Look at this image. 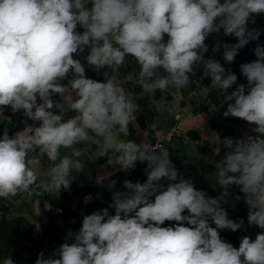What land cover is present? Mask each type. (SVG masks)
I'll return each instance as SVG.
<instances>
[{"label": "clouds", "instance_id": "clouds-1", "mask_svg": "<svg viewBox=\"0 0 264 264\" xmlns=\"http://www.w3.org/2000/svg\"><path fill=\"white\" fill-rule=\"evenodd\" d=\"M259 14L264 0H0V118L7 119L4 108L10 107L39 122L0 137V198L36 187L48 194L69 189L74 170L84 167L78 144L96 145L99 157L120 171L147 165L144 182L125 180L126 190L113 192L114 214L104 208L85 215L79 230L65 237L72 243H63L55 258L39 253L35 264H264V231L254 239L245 235L238 248L218 231L244 225L222 207L234 185L244 194L248 225L264 230V46L257 44L256 59L240 65L246 84L237 85V75L219 60L205 59L207 38L223 30L237 42L213 51L222 48V59L233 63L240 49L259 40L261 31L249 28ZM85 49L98 75L110 70L103 72L105 82L87 78L85 64L74 58ZM127 57L139 66L141 96L184 89L203 65L211 87L228 102L224 117L253 125L254 134L243 138L217 136L227 149L215 166L219 197L209 198L185 179L161 143L124 139L130 124L139 131L140 111L119 84ZM69 112L75 114L66 117ZM61 148L71 151L61 156ZM45 157L52 164L40 179L36 168ZM110 175H98L97 184ZM92 199L84 197L85 203ZM166 221L175 224L163 226ZM2 264L14 261L7 256Z\"/></svg>", "mask_w": 264, "mask_h": 264}, {"label": "trees", "instance_id": "trees-1", "mask_svg": "<svg viewBox=\"0 0 264 264\" xmlns=\"http://www.w3.org/2000/svg\"><path fill=\"white\" fill-rule=\"evenodd\" d=\"M264 21V20H262ZM249 28H256L261 31L259 40L250 41L244 48L240 49L235 61L231 64L226 63L222 59L223 49L220 48L218 51H213L216 46H220L221 43H236L237 38L234 36H224L223 30L220 33L211 34L206 43L208 45V52L205 53V59L213 58L219 60L221 64L224 65L226 71L231 70L234 72L238 79L237 85L244 83L246 84V78L242 75L240 71V65L243 63L252 62L256 59L254 54V49L257 44L264 46V29L249 26ZM79 31L83 29L78 28ZM167 36H165V40ZM89 54V49H85L83 52L84 64L86 67V76L101 82L105 77L103 76L104 71H110L107 68L101 69L98 75L93 69H91L85 60V57ZM163 72V70H161ZM139 66L131 58L127 57L125 66L120 69L119 74V84L126 90L133 93V97L136 103L140 106V111L136 113V121L140 126L145 127L150 124L154 117L158 114V109L155 101L162 98V92L157 90L154 95L151 96H141L140 93L142 89L140 86L136 85L135 81L138 78ZM201 83L206 87V93L200 102L195 106V110H207L209 105H215L219 108V119L212 121V127L217 131L220 140L222 141L225 137H232L234 139L243 138L246 135L254 134L252 132L243 134L240 131V126L245 122L242 119L234 117H224L223 112L227 108L226 101L223 100L218 89L211 87L210 77L204 76L203 65L196 69L194 74L191 75V82L186 86L191 88L196 85V83ZM236 85L229 92L235 90ZM188 88L184 90L183 95L188 93ZM55 101L57 96L52 97ZM169 98V96H167ZM59 114L58 110H54ZM4 112L9 117L12 123V128L7 132L9 136H13L18 133L21 129L26 128L29 121L32 122L31 126H39V122L32 121L31 119L25 117L22 112L13 113L10 107H5ZM75 113H66V117L72 116ZM4 130L0 131V136L4 134ZM185 135L190 140H196L198 137V132L195 129H188ZM227 149L223 148L220 144V153L217 155L212 148L203 146L201 148L202 154L207 159H202L200 161V174L198 175L200 184L202 187H195L197 190H203L209 198H216L221 195L222 189L217 188H203L207 185L206 176L216 169V163L223 157L224 152ZM125 180L117 178L114 181L116 185L112 188L115 191H125L123 182ZM133 182V181H132ZM166 183V182H165ZM109 195V205L104 204L100 198L97 199L98 192L95 190L94 184H89L85 182H80L75 184L73 181L69 189H64L63 187L58 193L50 194L49 203L50 209L57 213L58 218V228L54 227H44L43 231L38 235H33L32 233V222L23 215H16L9 217V205L0 206L3 208V215H0V264H2L3 259L10 256L14 261V264H35L38 254L43 252L45 257L55 258L60 246L67 242L72 243V240H66L67 235L66 230L75 229L77 226L81 227L82 220L85 215H90L97 210H102L108 208L110 214H114V209L109 207L112 204V194ZM33 194L32 196H34ZM92 196L93 199L88 203H85L84 197ZM39 196V195H38ZM41 197V196H39ZM154 199V198H153ZM222 207L228 212V217L234 221H239L241 218L244 220V225L241 229L236 232L230 229L218 230L222 240L231 243L234 247H239L240 240L246 235L244 232V226L248 224L247 215L248 207L244 201V194L240 191L238 186H231L226 197V201L222 203ZM185 214H187L185 212ZM175 222H165L163 226H172ZM187 226V225H185ZM214 227V225H212Z\"/></svg>", "mask_w": 264, "mask_h": 264}, {"label": "rangeland", "instance_id": "rangeland-1", "mask_svg": "<svg viewBox=\"0 0 264 264\" xmlns=\"http://www.w3.org/2000/svg\"><path fill=\"white\" fill-rule=\"evenodd\" d=\"M264 14H259L250 18L249 26L264 29ZM80 60L83 62V53H79ZM105 82V78L101 81ZM184 89H179L170 86L164 92H162V98L155 101L158 109V114L155 118V123L153 129L155 133L166 132L169 126H175L179 134L175 136L171 141L165 143L164 147H167L170 153V158L179 170L183 174L185 179H190L195 187H202L198 178L200 174V161L202 159H207L201 152L203 146L212 148L216 152V148H220V144L216 143L217 136L219 137L217 131L212 127V121L219 119V108L215 105H209L207 110H195V106L200 102V99L204 97L206 93V87L201 83H196L195 86L188 88V93L183 95ZM169 96V98H167ZM4 116L7 119L0 118V131H8L12 128V123L9 117L4 112ZM161 129H160V124ZM32 122L29 121L28 126H31ZM138 125L137 130L133 125H129L130 135L124 137L126 140H132L137 143L148 142V128H143ZM27 126V127H28ZM240 131L243 134L252 132L251 129L253 125L248 124L246 121L240 126ZM25 128L21 129L19 132L23 131ZM188 129H195L198 132V137L196 140H190L186 137L185 132ZM27 134V132H24ZM146 134V135H145ZM2 137V136H0ZM83 152L80 157L84 167L80 172L74 170L73 176L75 184L87 182L89 184H94L95 190L101 197L100 200L109 205V195L113 189L109 190L108 184L115 178L122 177L123 179H131L135 182H144L146 180V173L144 169L146 168V162H137L135 169L128 171H120L117 168H113L107 165L106 157L100 158L96 152L97 146L94 144L90 145L88 143L78 144ZM70 149L61 148V156L66 155L70 152ZM38 154V150L37 153ZM34 154V155H35ZM52 162L48 161L46 157L43 159L41 165L36 168L37 175L40 179L47 176L48 168L51 166ZM105 173H111L108 180H105L103 184H97V176L103 175ZM207 180V185L203 188H217V173L216 169L214 172L208 174L205 178ZM39 183V180L37 181ZM104 187V188H102ZM33 194H27L24 192L18 193L15 197H10L8 199L0 198V206L9 205L8 216L23 215L27 217L33 225L32 233L33 235H38L43 231L44 227H54L58 228V218L57 213L50 209L49 196L50 194L44 193L38 187L34 188L31 192ZM41 197H39V196ZM3 208L0 207V215H3ZM79 226L71 231L77 232ZM244 232L247 236L252 239L255 238L258 232L264 231L259 229L257 226H249L248 224L244 226ZM69 230H66L68 233Z\"/></svg>", "mask_w": 264, "mask_h": 264}, {"label": "built area", "instance_id": "built-area-1", "mask_svg": "<svg viewBox=\"0 0 264 264\" xmlns=\"http://www.w3.org/2000/svg\"><path fill=\"white\" fill-rule=\"evenodd\" d=\"M178 134H179L178 129L172 125L171 127H169V129L166 132L162 133L158 137H156L154 134L150 135L148 138V143L153 144V145L156 143H161L164 146L165 143L171 141ZM34 193L35 192L33 191V192H30L29 194L31 195Z\"/></svg>", "mask_w": 264, "mask_h": 264}, {"label": "crops", "instance_id": "crops-1", "mask_svg": "<svg viewBox=\"0 0 264 264\" xmlns=\"http://www.w3.org/2000/svg\"><path fill=\"white\" fill-rule=\"evenodd\" d=\"M80 54L78 53V54H76L75 56H74V58H77V59H80L79 56ZM82 63H84V58H83V62ZM62 83H67V81H63ZM57 96V99H56V101L57 102H63L62 101V99H61V97L59 96V95H56ZM38 102H39V100H38ZM155 118L156 117H154V119L152 120V122L150 123V124H148V125H146L145 127H143V128H148V130H149V132H148V134H149V136L150 135H152V134H154L156 137H158V136H160L161 134H162V132L160 131V133L158 134V133H155V131H154V129H153V125H154V123H155ZM161 125H162V123L160 124V129H161ZM170 127V126H169ZM149 136H148V138H149ZM96 146V145H95ZM165 146V145H164ZM106 160H107V157H106ZM82 161V160H81ZM120 178H122V177H120ZM115 179H117V178H115ZM114 179V180H115ZM113 180V181H114ZM81 181H84V180H81ZM85 183H87V182H85ZM102 188H104V187H102Z\"/></svg>", "mask_w": 264, "mask_h": 264}]
</instances>
